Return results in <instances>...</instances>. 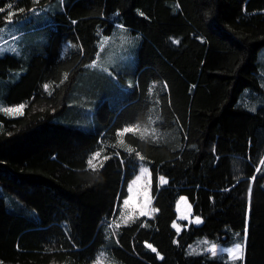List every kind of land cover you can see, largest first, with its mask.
Listing matches in <instances>:
<instances>
[{
	"label": "trees",
	"instance_id": "trees-1",
	"mask_svg": "<svg viewBox=\"0 0 264 264\" xmlns=\"http://www.w3.org/2000/svg\"><path fill=\"white\" fill-rule=\"evenodd\" d=\"M51 1L0 0V25ZM53 25L43 50L0 56L3 78L26 67L7 87L24 113L0 112V188L21 203L9 209L0 192V264H92L104 247L118 264L232 263L208 246L191 252L203 237L245 243L238 264H264V0H65ZM121 26L141 36L134 85L87 130L74 124L80 80ZM143 164L153 210L116 227ZM181 195L203 222L179 231Z\"/></svg>",
	"mask_w": 264,
	"mask_h": 264
},
{
	"label": "rangeland",
	"instance_id": "rangeland-1",
	"mask_svg": "<svg viewBox=\"0 0 264 264\" xmlns=\"http://www.w3.org/2000/svg\"><path fill=\"white\" fill-rule=\"evenodd\" d=\"M65 7V0H53L45 7L35 8L25 17L19 19H9L0 25V56L8 53L15 54L22 58H28L35 50H43L49 42L54 20V15ZM141 36L137 32H131L122 27L116 29L110 35H103L100 40V48L94 61L88 64L86 74L80 80L78 95L83 98L79 101L87 107L85 118L78 116L74 124L90 130L96 119L97 107L110 99L112 104L115 101L124 102L130 97V90L134 85V74L138 66V47ZM70 42L63 45L62 55L68 51ZM264 51V50H263ZM26 67L13 71L8 78L0 76V112L8 117L20 116L25 111L24 102L10 103L7 97L8 83L19 80L25 72ZM264 74V72H263ZM107 79L110 85L107 87L99 85V80ZM93 83L92 84H90ZM113 83V84H111ZM89 85L93 87L88 91ZM52 84L47 83L48 90ZM257 95H252L248 91L244 96V105L254 109L258 101ZM3 120L0 118V130L3 127ZM98 154L96 153L95 156ZM264 161V160H263ZM168 180L165 176H160L159 184H164ZM154 179L150 164H143L137 175L128 184V193L123 197L117 217L114 224L119 227L130 223L134 218L149 215L153 210ZM7 201V207L11 210H17L21 206L18 199L11 193L0 188ZM177 219L174 221V227L181 230L184 227V221L187 220L194 224H201L203 218L192 213V204L186 195H181L177 201ZM206 237L199 238L189 246L191 252L199 253L210 249ZM211 250V249H210ZM214 252H226L231 264H238V259L244 256V246L237 243L232 246L218 244L213 247ZM92 264H118V260L112 257L109 250L104 247L100 250L97 259Z\"/></svg>",
	"mask_w": 264,
	"mask_h": 264
},
{
	"label": "crops",
	"instance_id": "crops-1",
	"mask_svg": "<svg viewBox=\"0 0 264 264\" xmlns=\"http://www.w3.org/2000/svg\"><path fill=\"white\" fill-rule=\"evenodd\" d=\"M84 109L86 110L87 107L84 106ZM217 246H218V244H212V245L210 246V249H211V250H210V249H208V250H209L211 253H213V254L224 252V251H222V252H221V251H220V252H214V251L212 250V248H213V247H217ZM243 246L245 247V243L243 244Z\"/></svg>",
	"mask_w": 264,
	"mask_h": 264
}]
</instances>
